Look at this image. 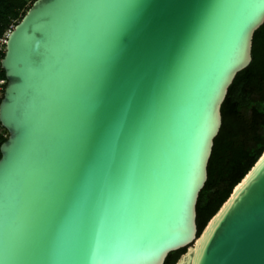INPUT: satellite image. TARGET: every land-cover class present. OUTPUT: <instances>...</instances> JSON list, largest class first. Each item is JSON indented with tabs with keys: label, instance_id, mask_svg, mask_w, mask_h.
Here are the masks:
<instances>
[{
	"label": "water",
	"instance_id": "obj_1",
	"mask_svg": "<svg viewBox=\"0 0 264 264\" xmlns=\"http://www.w3.org/2000/svg\"><path fill=\"white\" fill-rule=\"evenodd\" d=\"M263 23L264 0H35L0 60V264H264V150L195 222Z\"/></svg>",
	"mask_w": 264,
	"mask_h": 264
},
{
	"label": "trees",
	"instance_id": "obj_2",
	"mask_svg": "<svg viewBox=\"0 0 264 264\" xmlns=\"http://www.w3.org/2000/svg\"><path fill=\"white\" fill-rule=\"evenodd\" d=\"M35 0H0V39L18 24ZM6 39V38H5ZM4 44L0 45V60ZM0 101L6 85L0 68ZM221 126L207 164V180L196 204L198 233L264 150V23L252 38L251 62L239 72L221 105ZM7 132L0 125V145ZM185 249L168 254L175 264Z\"/></svg>",
	"mask_w": 264,
	"mask_h": 264
},
{
	"label": "built area",
	"instance_id": "obj_3",
	"mask_svg": "<svg viewBox=\"0 0 264 264\" xmlns=\"http://www.w3.org/2000/svg\"><path fill=\"white\" fill-rule=\"evenodd\" d=\"M7 36V35H6ZM6 38V37H5ZM5 38L4 39H0V45L4 44L5 42ZM0 84H2V82H0Z\"/></svg>",
	"mask_w": 264,
	"mask_h": 264
},
{
	"label": "snow or ice",
	"instance_id": "obj_4",
	"mask_svg": "<svg viewBox=\"0 0 264 264\" xmlns=\"http://www.w3.org/2000/svg\"><path fill=\"white\" fill-rule=\"evenodd\" d=\"M259 19H260V17H258L255 21H258ZM255 21H254V22H255Z\"/></svg>",
	"mask_w": 264,
	"mask_h": 264
}]
</instances>
